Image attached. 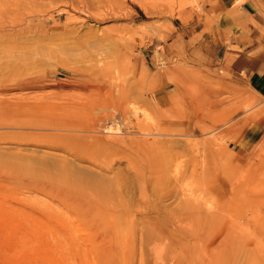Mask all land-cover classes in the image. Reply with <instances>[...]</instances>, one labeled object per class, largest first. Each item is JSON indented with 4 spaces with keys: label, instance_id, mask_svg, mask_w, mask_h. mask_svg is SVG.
I'll return each mask as SVG.
<instances>
[{
    "label": "rangeland",
    "instance_id": "374dc122",
    "mask_svg": "<svg viewBox=\"0 0 264 264\" xmlns=\"http://www.w3.org/2000/svg\"><path fill=\"white\" fill-rule=\"evenodd\" d=\"M238 1L0 0V264H264V98L170 38L195 14L264 59Z\"/></svg>",
    "mask_w": 264,
    "mask_h": 264
},
{
    "label": "crops",
    "instance_id": "0c3cea01",
    "mask_svg": "<svg viewBox=\"0 0 264 264\" xmlns=\"http://www.w3.org/2000/svg\"><path fill=\"white\" fill-rule=\"evenodd\" d=\"M246 6L247 2L241 4L239 9L241 13L246 16L257 17L256 14L249 12L250 6L248 5V8ZM187 15L191 17L189 21L172 23L174 31L170 35L173 40L179 37L185 58L192 59L195 68H206L207 70H211L215 66L225 67L224 60L226 58L231 59L226 68L231 73L233 81L238 80L239 83L247 84L255 97L264 98V59L257 44L252 39L248 42L230 39V43L225 46L221 37L216 40L214 33L206 31L201 18L198 20L195 14ZM232 27L231 23L224 17L221 20V25H219V30L232 31ZM162 97V94L155 93L152 99L159 102Z\"/></svg>",
    "mask_w": 264,
    "mask_h": 264
},
{
    "label": "bare ground",
    "instance_id": "6f19581e",
    "mask_svg": "<svg viewBox=\"0 0 264 264\" xmlns=\"http://www.w3.org/2000/svg\"><path fill=\"white\" fill-rule=\"evenodd\" d=\"M155 1H157V0H155ZM161 1H165V2H167V3H172V2H174V3H177V2H179L180 0H161ZM192 1V0H191ZM245 0H239L238 1V4H239V6L244 2ZM191 3V2H190ZM240 8V7H239ZM21 10H23L25 13H27V14H31V13H34V9H33V7L32 6H28V5H23V6H21ZM27 16V15H26ZM29 19V18H28ZM30 20H32V18L30 19ZM24 21V20H23ZM29 21V20H28ZM31 22V21H30ZM1 23V22H0ZM29 23V22H28ZM27 23V24H28ZM25 26H26V24H25ZM11 27V26H10ZM10 27H5L6 29L8 28L9 30H10ZM3 28V27H2ZM11 28H13V27H11ZM22 28V27H21ZM5 29V30H6ZM7 29V30H8ZM20 29V28H19ZM13 30H15L14 28H13ZM11 31H12V29H11ZM1 80V79H0ZM3 81L2 82H0V92H2V93H4L5 91H7V89H9L10 87L8 86L9 84H10V82H9V84H8V82H7V80H4V79H2ZM28 80V79H27ZM11 81V80H10ZM14 81V80H13ZM35 81V80H34ZM34 81L33 80H30V81H28V82H25V83H23L22 85H20L19 83V85H17V86H20V88L19 87H17L18 89H24V88H30L31 86L33 87V84H34ZM7 82V83H6ZM22 83V82H21ZM6 84H8V85H6ZM14 85V84H13ZM7 86L9 87V88H7ZM15 86V85H14ZM42 86V85H41ZM22 87V88H21ZM22 89V90H23ZM130 107H132L133 108V106H130ZM135 108V107H134ZM133 108V109H134ZM136 108H138V107H136ZM135 108V110L137 111V109ZM130 109V111H131V108H129ZM132 109V113H133V110ZM138 113V112H137ZM137 113H135V111H134V114L136 115ZM249 124V123H248ZM236 127H238V128H240L239 126H236ZM246 127H247V124H246ZM233 131V130H232ZM192 145H194V144H192ZM192 145H190L189 147H191ZM211 145V144H210ZM263 146V145H262ZM194 148V147H193ZM196 148V147H195ZM191 149V148H190ZM197 149V148H196ZM174 150V149H173ZM196 155V154H195ZM200 157V156H199ZM202 160V159H201ZM199 162V161H198ZM201 162V161H200ZM202 165V164H201ZM256 167V166H255ZM200 168V167H199ZM196 171V170H195ZM186 177V176H185ZM180 181V180H179ZM181 182H182V180H181ZM38 186H39V184H38ZM43 187H45V186H43ZM43 187H40L41 189H43ZM47 187H49V185L47 186ZM44 189H46V188H44ZM49 190V189H48ZM49 192H50V190H49ZM190 195V194H189ZM193 195V194H192ZM76 197V196H75ZM190 197V196H189ZM191 198V197H190ZM77 199H78V197H77ZM199 199V198H198ZM76 200V199H75ZM75 200H71V203H73V205L75 206V205H77V206H79V204L83 201L82 199H80V200H82V201H75ZM192 200V199H191ZM207 200V199H206ZM193 202H192V204L194 203V201L195 200H192ZM198 201H200V200H198ZM67 202V201H66ZM86 202H88V200L86 201ZM83 203V202H82ZM81 203V204H82ZM89 203V205L90 206H92L91 204H90V202H88ZM197 203V202H196ZM195 203V204H196ZM202 203V205L201 206H203V202H201ZM87 204V203H86ZM85 204V205H86ZM186 206L185 207H188V210H193V207H194V205L195 204H193V206L191 207L190 205H191V203H189V202H187L186 201ZM199 204H200V202H199ZM84 205V204H83ZM89 205H88V207H89ZM196 205H198V204H196ZM70 206V205H69ZM81 206V205H80ZM190 206V207H189ZM85 207V206H84ZM87 207V208H88ZM83 208V207H82ZM86 208V207H85ZM197 208V207H196ZM205 208H206V206H205ZM89 210V209H88ZM87 210V211H88ZM206 210V209H205ZM94 211V210H93ZM96 211H98V210H96ZM188 212H190V211H188ZM202 212H203V209H202ZM201 212V213H202ZM88 213V212H87ZM109 214V213H108ZM108 214H106V213H103V214H100V215H98V213L96 214H92V216L91 215H89V217H95V215H98V219L100 220H98V222H102L103 224H104V228H106V230L108 231L107 232V235H106V239H107V236H108V239L111 237H114L115 235H116V233H117V231H116V228L115 227H113L114 225H111V224H113V220H110V219H112L111 218V215H108ZM200 214V213H199ZM94 215V216H93ZM217 216V215H216ZM203 217V216H202ZM206 217V216H205ZM90 218H88V220H89ZM202 219V218H201ZM91 220V219H90ZM89 220V221H90ZM92 220H96V219H92ZM116 220V219H115ZM97 221V220H96ZM95 221V222H96ZM84 222V221H83ZM101 223V224H102ZM98 226H100V223H99V225ZM103 226V225H102ZM95 227V226H94ZM101 229V228H100ZM102 229H103V227H102ZM158 230H159V228H157ZM153 232L155 233V231L153 230ZM103 233V232H102ZM101 233V234H102ZM125 233V232H124ZM104 234H105V232H104ZM103 234V235H104ZM102 236V235H101ZM105 237V236H104ZM103 237V238H104ZM143 237V236H142ZM112 239H114V238H112ZM107 246H109V245H107ZM114 247V246H113ZM124 247V246H123ZM155 248V247H154ZM153 248V253H154V255H157L158 254V250L159 249H157L158 247H156V249H154ZM106 249H109L108 251H110V253H111V249L110 248H106ZM119 249V248H118ZM160 251V250H159ZM160 253V252H159ZM159 256V255H158ZM158 258V257H157Z\"/></svg>",
    "mask_w": 264,
    "mask_h": 264
}]
</instances>
